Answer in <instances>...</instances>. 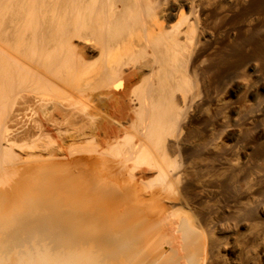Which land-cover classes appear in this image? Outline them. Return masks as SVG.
<instances>
[{
    "label": "bare ground",
    "instance_id": "obj_1",
    "mask_svg": "<svg viewBox=\"0 0 264 264\" xmlns=\"http://www.w3.org/2000/svg\"><path fill=\"white\" fill-rule=\"evenodd\" d=\"M236 87L256 99L230 118L224 99ZM34 108H61L55 122L80 115L89 129L79 137L98 138L96 152L112 142L132 205L106 217L118 210L99 205L115 195L110 180L98 182L94 208L66 187L57 198L62 186L47 177L40 188L54 199L35 187L14 205L0 194V264H263L264 237L232 244L264 207L214 217L211 198L226 184L234 202L264 187V0H0L1 172L19 143L43 136L28 127Z\"/></svg>",
    "mask_w": 264,
    "mask_h": 264
},
{
    "label": "rangeland",
    "instance_id": "obj_2",
    "mask_svg": "<svg viewBox=\"0 0 264 264\" xmlns=\"http://www.w3.org/2000/svg\"><path fill=\"white\" fill-rule=\"evenodd\" d=\"M240 92H243V90L241 89V87H236V88H233V89H230L229 90V94L228 95H230V96H225L226 98L224 99V100H227L229 97H230V101H231V103L232 104H234V106H233V108H232V106H231V108H229V107H227V108H225V112H224V114L225 115H227L228 117H230V118H233V117H236V116H239V114L243 111L242 109H244V108H246L245 107V105H248V104H250V103H253L254 101H255V99H256V97H252V96H249V97H246V98H244L242 95V93H240ZM240 94H242V95H240ZM239 96V97H238ZM228 97V98H227ZM236 98H237V100H236ZM235 99V102L233 103L232 101ZM242 102H241V101ZM237 101H238V103H237ZM241 103H240V102ZM226 102V101H225ZM236 106V107H235ZM243 106V107H242ZM242 107V108H241ZM39 108H34L32 111H34L33 113H34V116L32 115L33 113L31 112V114H29V118L31 119H27L29 122H27V123H29L28 124V127H29V129L30 130H32L31 132H34V133H37L38 131H42V135L43 136H40V139H39V137H33V136H30V137H32L33 139H34V143H35V145L33 146V148H30L31 146H32V143H31V141L33 140V139H27L26 141H27V143L29 144V143H31V145L29 144V145H27V144H25V143H23L22 145L19 143L18 145H20V147L18 148L17 146H16V148H15V152L18 154V157H17V161L16 162H9V161H7V162H3L2 164H1V166H2V169L3 170H5L4 172L2 171L1 172V170H0V194L2 195L1 197L2 198H4V202H6V204H8V203H14V201H15V198H16V194H18L19 193V191L20 192H22L21 190L23 189V188H25L26 187V189H28L29 188V190L30 189H32V187H33V189H35V188H39L40 189V191L39 192H41V194L42 195H44V194H46L47 195V193H45V191L47 190V192L49 193V191H50V189L48 190V188H50V187H52V189H53V186H54V188H55V186L56 187H58L56 184H59L60 186H62V187H58L63 193H65V189H68V190H70V191H72V192H69L68 190L66 191V192H68V193H71V194H69V195H72L73 196V194H74V197H80L79 199H81V198H86V197H90V198H92V199H90V198H87L88 199V201L90 202V203H88L87 202V199H85V200H83V199H81V200H83L82 202V204H93L92 202H91V200H93L94 198L96 199V197H100L99 195H96V194H98V192L96 193L95 192V189L97 188L96 186H97V184H98V182L99 181H101V182H105V180H110L108 183H111V185H110V191H112V192H114L115 193V195H112V194H109L108 196H105L104 195V193H101L102 195V197H103V199L100 197V201L101 200H104L105 202H99V201H95V202H99V205L103 208V207H108V206H110V207H108V208H110L111 210H112V206L114 207V210L113 211H115L116 209H118V207L122 204H125V202H128L129 201V198H131L132 199V196H130L129 197V195L132 193V191L129 189L130 188V182L128 183L127 181H129V179L128 180H126V178H124V177H122L121 176V174H120V172L117 170V167H116V159H118V157H119V155L116 153V149H115V147H114V144H112V142H108V144H107V147H106V151H104V152H96V150H98L100 147V142H99V139L98 138H95V139H90V140H88V138H85V134H83V133H86L87 131H88V129H89V127H88V124H87V122L86 121H84L83 119H82V117H80V115L78 116H74L72 119H70V120H68L67 122L65 121V120H60V119H56L57 120V122H55V120L53 121L52 120V117H53V115H56V114H58V112H60L62 109L61 108H59L58 110L56 109V108H54V109H52L51 111H52V113H51V111L49 110L50 108H48V109H46V108H43V109H39L41 112H39V110H38ZM45 109V110H44ZM233 109V110H232ZM240 109H241V111H240ZM48 110H49V112H48ZM230 110V111H229ZM227 111V112H226ZM244 111H245V109H244ZM43 112H45V113H47L48 112V114H47V116L45 117V116H43L44 115V113ZM37 113V114H36ZM40 114V116H39V114ZM62 114H64L63 113V111H62ZM37 117H36V116ZM43 118H42V117ZM49 117V118H48ZM54 118V117H53ZM34 119V120H33ZM40 119V120H39ZM38 120V121H37ZM32 121V122H31ZM65 121V122H64ZM35 122V123H34ZM41 122V123H40ZM52 124H51V123ZM53 122L55 123V124H57L58 123V125H57V127H59V129L62 131V133H61V131H60V134H59V136H58V134H56L57 132H55V131H53L54 130V128H55V125H53ZM42 125H43V127L46 129V131H49L48 132V137L46 136L47 134H45L43 131H45V129H43V127H42ZM61 127V128H60ZM71 129L70 131H69V133L70 134H68L67 135V133H66V135H65V130L66 129ZM75 128L77 129V130H81V131H76L75 130ZM79 128V129H78ZM37 129H40V130H37ZM43 129V130H42ZM48 129V130H47ZM68 129H67V131H68ZM82 129H83V132H82ZM24 130V129H23ZM51 130V131H50ZM73 130H75V131H73ZM40 132H38L37 134V136H39L41 133ZM74 132V134L76 133V135H72L71 133H73ZM78 132V133H77ZM81 132H82V134L83 135H85V136H80L79 137V133L81 134ZM64 133V134H63ZM50 134V135H49ZM81 134V135H82ZM32 135V134H31ZM62 135H64L63 137H62ZM73 136V139H71V137ZM50 137V138H49ZM57 137V138H56ZM67 139H65V138ZM70 137V138H69ZM38 138V139H37ZM47 138V139H46ZM60 138V139H59ZM69 138V139H68ZM234 138H236V139H234ZM240 138V139H239ZM53 140V142L52 141H49V140ZM61 139H62V141H61ZM222 139L225 141V142H227V143H233V144H237L239 147H242L243 146V140H245V138L243 137V139H242V137H239V136H237V135H231V134H224V135H222ZM237 139H238V141H237ZM31 140V141H30ZM55 140H56V142H55ZM59 140V141H58ZM261 140V141H260ZM33 142V141H32ZM48 142V143H47ZM49 142H51L52 144H50ZM55 142V143H54ZM86 142V143H85ZM259 142H261V144H263V142H264V137L263 136H261L260 138H259V141H258V143ZM58 143V144H57ZM60 143L62 144V145H60ZM64 143V144H63ZM71 143V144H70ZM24 144H25V146H24ZM49 144V145H48ZM57 144V145H56ZM68 144H70L69 146H68ZM74 144V145H73ZM26 145L28 146V148L26 147ZM47 147H46V146ZM51 145V146H50ZM56 145V146H55ZM65 145V146H64ZM253 145V144H252ZM21 146H24V148L22 149V147ZM30 146V147H29ZM35 146H37V148L35 147ZM40 146H42V147H40ZM54 146V147H53ZM63 146V147H62ZM67 146H68V148H67ZM35 147V148H34ZM41 149H40V148ZM43 147H44V149H43ZM46 147V148H45ZM49 147V148H48ZM53 147V148H52ZM69 147H70V149H69ZM72 147V148H71ZM56 148V149H55ZM62 148V149H61ZM64 148V149H63ZM94 148V150H92ZM96 148V149H95ZM50 149V150H49ZM58 149V150H57ZM18 150V151H17ZM57 151V152H56ZM67 151V152H66ZM70 152V153H69ZM56 153H58V154H56ZM62 153V154H61ZM53 154V155H52ZM47 155V156H46ZM49 155H51V156H49ZM60 155V156H59ZM62 155V156H61ZM48 158H46V157ZM58 157V158H57ZM53 158V159H52ZM101 158V159H100ZM50 159H51V161H50ZM56 161H59L60 162V166H58V164L59 163H57ZM63 161V162H62ZM44 162V163H43ZM68 162V163H67ZM49 163H51L50 165H48ZM56 163V166H58V168H56L57 170H58V172L56 173V171L54 172L53 170H55V167L56 166H54V169H52L51 170V172H49L50 171V168H52L53 166H51V165H53V164H55ZM62 164V165H61ZM45 165H47V166H45ZM47 167L49 168V170H47ZM59 167H61V168H59ZM62 167H63V169H62ZM65 167V168H64ZM60 169V170H59ZM63 170V171H62ZM52 172H54V173H52ZM63 174H62V173ZM58 173H59V175H58ZM253 173V172H252ZM46 175V176H45ZM54 175H56L55 176V178H54ZM64 176V177H62V176ZM49 176V177H48ZM60 178H59V177ZM46 177L48 178L47 180L48 181H51V182H49L50 184H47V185H53V186H47L46 185V183H44L47 187H45L44 186V193H42V190H41V186L42 185H44L43 183H42V181L43 182H48V181H44V179H46ZM67 178V179H66ZM41 179H43V180H41ZM64 179V180H63ZM66 179V180H65ZM35 180H39L38 182H36V183H34L35 185H33V183H31V182H35ZM55 180H57V181H55ZM68 180V181H67ZM55 181V182H54ZM53 182V183H52ZM57 182H59V183H57ZM63 182V183H62ZM64 182H67V184L66 183H64ZM127 182V183H126ZM28 183V185H26ZM33 185V186H31V184ZM37 183H39V184H37ZM70 183V184H69ZM29 184H30V187H28L29 186ZM55 184V185H54ZM61 184H66V185H61ZM37 185V186H36ZM38 185H39V187H38ZM69 185V186H68ZM74 186V187H73ZM226 186H229L228 184H226V185H224V187H221V191L219 190V194L217 193L216 194V192L213 194V196H212V198H211V200H212V203L213 204H215V206H217L218 207V205L220 204V210H222V211H218L217 212V214L214 216V217H227V214L226 213H228V212H225V210L223 209L224 207H225V209H228L229 211H232V214L234 213V212H237L238 210H240L241 212H246V210H244L245 209V206H247L248 204H247V202H249V204H251L252 202H256V201H258V202H254L253 204L255 205V207L257 206V208L259 209V207L260 206H262V207H264L263 205H264V187H262V188H260V189H258L257 190V192H255V193H253V195H250V196H247V197H244V199H242V198H240L239 199V201L238 202H234L231 198V196H228V195H232V192H233V194H234V191H233V189L231 188V190L230 189H228V188H230V186L227 188ZM35 187V188H34ZM41 187V188H40ZM63 187L65 188V189H63ZM69 187V188H68ZM70 187H71V189H70ZM124 187H126V189H124ZM226 187V189L224 190V188ZM58 188H56V190H59ZM78 188V189H77ZM51 189V190H52ZM65 190V191H63V190ZM77 189V190H76ZM98 189V188H97ZM128 189V190H127ZM261 189H263V190H261ZM25 190V189H24ZM23 190V191H24ZM36 190V189H35ZM73 190H75V192L73 191ZM94 191V193H92L93 191ZM122 190V191H121ZM27 191V190H26ZM79 191V192H78ZM83 191V192H82ZM92 191V192H91ZM232 191V192H231ZM2 192V193H1ZM34 191L33 190H31V193H33ZM50 192H52L51 194L49 193L48 195H50V198L48 197L47 199H51V197L53 198V197H55V196H53V195H55L56 194V197L58 198V195H57V192L61 195L60 197V199H63L62 198V196L64 197V198H67V197H69V196H67L68 195V193L65 195V194H63L62 192L60 193V191H56V193H55V189L53 190V191H50ZM122 192V193H121ZM228 192V193H227ZM259 192V193H258ZM263 192V193H262ZM7 193V194H6ZM28 193V192H27ZM30 193V194H31ZM53 193H55V194H53ZM73 193V194H72ZM85 193H89V194H85ZM221 193H225L226 195H223V194H221ZM230 193V194H229ZM258 193V195H259V197H258V195H256ZM261 193H262V195H261ZM34 194H35V192H34ZM40 194V193H39ZM78 194V195H77ZM118 194H121V195H118ZM221 194V195H220ZM45 195V196H46ZM75 195H77V196H75ZM82 195V196H81ZM83 195H86V196H83ZM89 195V196H88ZM92 195H93V197H92ZM214 195H215V197H214ZM255 195V196H254ZM120 196V197H119ZM220 196V197H219ZM226 196V197H225ZM255 197V198H252V197ZM71 197V196H70ZM112 197V198H111ZM126 197H128V199H126V201H125V198ZM262 197V198H261ZM120 198H121V200H122V202H121V200H120ZM216 198H217V200H216ZM230 198V199H229ZM249 198V199H248ZM262 200H261V199ZM6 199V200H5ZM54 199V198H53ZM90 199V200H89ZM94 199V200H95ZM107 199H108V202H107ZM131 199H130V201L128 202V203H130L131 205H132V201H131ZM260 199V200H259ZM80 200V201H81ZM97 200H99V199H97ZM118 200V201H117ZM226 200V201H225ZM244 201L245 200V202H242V201ZM248 200V201H247ZM254 200V201H253ZM215 201V202H214ZM242 203H241V202ZM260 201V202H259ZM51 202V201H50ZM85 202H87V203H85ZM111 203V205H108V203ZM160 202V201H159ZM218 202H219V204H218ZM232 202V203H231ZM235 204H234V203ZM67 203V202H66ZM101 203V204H100ZM112 203H113V205H112ZM119 203V204H118ZM128 203L126 204V205H128ZM211 203V204H212ZM259 204L260 206H258V205H256V204ZM5 203H3V205H5V206H7ZM65 204V203H64ZM107 205V206H103V205ZM12 205H14V204H12ZM65 205H67V204H65ZM64 205V206H65ZM98 204L96 203V207L98 208L99 206H97ZM114 205H116V206H114ZM119 205V206H118ZM223 205V206H222ZM244 205V206H243ZM9 206H11L10 204H9ZM64 206H62V208H60L61 210L63 209V210H69L68 208L70 207V208H72V210L73 209H75V208H77V207H75V208H73L72 207V205L70 206L69 205V207H66L65 206V208H64ZM68 206V205H67ZM129 206V205H128ZM8 207V206H7ZM12 207V206H11ZM95 206H94V204H93V208H94ZM117 207V208H116ZM79 208V207H78ZM85 208H88V207H85ZM84 207L83 208H79L80 210L81 209H85ZM91 207H89V209H90ZM120 208V207H119ZM241 208V209H240ZM261 208V207H260ZM62 210V211H63ZM88 210V209H87ZM94 210V209H93ZM133 210V209H132ZM236 210V211H235ZM260 210L261 209H259L258 210V212L256 213V212H254V214L253 215H248V216H245V217H258L259 218V222L258 223H256L255 225H251V226H249V228L248 227H245V228H243L242 229V234L243 235H241V237H239V238H237V240H239L238 242H237V240H235V243H233L232 245L234 246V245H242V246H246V247H251V246H253L254 244L253 243H255L256 241H258V239L260 238V237H264V211H262L261 210V212H260ZM264 210V209H263ZM75 211H78V210H75ZM89 212L86 214L85 212H87V211H85L84 213L81 211V213H83V214H85L86 216H90L91 214H92V212H91V209L90 210H88ZM118 211H119V209L117 210V211H115L113 214L112 213H109V216H106V217H118ZM142 211V210H141ZM239 211V212H240ZM91 212V213H90ZM240 212V213H241ZM90 213V214H89ZM223 213V214H222ZM225 213V214H224ZM116 214V215H115ZM133 215H131L130 213H129V215H127V217H131V216H133V217H136L137 215L135 214L134 215V213H132ZM21 215V214H20ZM243 214L241 213L239 216L241 217ZM15 216H17L16 218H18L19 219V217H18V215H15ZM95 216H97V215H95ZM99 216V215H98ZM97 216V217H98ZM120 216V215H119ZM147 215H145V217H146ZM238 216V217H239ZM91 217V216H90ZM99 217H104V215L103 216H99ZM148 217V216H147ZM242 217H244V215L242 216ZM22 217H20V219H21ZM261 221H263V222H261ZM258 235V236H257ZM256 237V238H255ZM258 238V239H257ZM254 240H256V241H254ZM252 242V243H251ZM238 243V244H237ZM227 253V256L229 257V258H233L232 256V254L230 253V252H226ZM231 255V256H230ZM263 264H264V261H263Z\"/></svg>",
    "mask_w": 264,
    "mask_h": 264
}]
</instances>
